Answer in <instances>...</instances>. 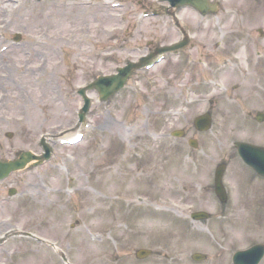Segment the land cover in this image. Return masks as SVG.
Listing matches in <instances>:
<instances>
[{"label": "rangeland", "instance_id": "rangeland-1", "mask_svg": "<svg viewBox=\"0 0 264 264\" xmlns=\"http://www.w3.org/2000/svg\"><path fill=\"white\" fill-rule=\"evenodd\" d=\"M112 2H122L123 6H110ZM219 3L221 13L217 16L210 12L202 17L188 6L182 9L179 16L189 28V42L177 54L165 53L166 59L150 70H133V77L138 76L134 89L130 80L129 92L100 101L99 92L87 88L89 111L84 123L75 126L85 101L77 91L80 87L114 73L117 67L136 64L181 39L166 12L168 2L0 0V161L24 160L28 156L19 154L28 151L41 154L43 139L56 137L49 139L50 144L45 142L53 145L49 161L18 176L13 168L9 182L8 177L0 179L3 195L8 188L18 189L14 202L0 201V237L14 230L33 231L67 250L72 264H176L190 251L212 253V248L219 245L216 240L224 235L220 242L223 248H219L222 254L215 258L218 264H231L229 252L261 242L264 200L257 207L256 227L251 213L256 195L250 192L241 207L240 191L246 186L236 183L235 176L238 169L250 179L254 174L239 167L237 145L232 143L238 140L264 146V59L256 55L260 52L264 58V0ZM153 9H162L165 16L156 13L142 18V10ZM16 34L20 37L13 43ZM216 42H220L218 47ZM232 54L241 57L235 66L228 60L218 62L220 56ZM209 73L221 76L227 87L224 94L186 93L187 83L204 85ZM166 108H173L175 113L163 123L159 121L160 111ZM204 110L218 121L219 138L210 142L211 156L197 159L195 166L190 160L182 161L187 159L183 154L194 147L183 145L180 151V137L174 138L171 131L185 128L186 135H190L195 131L192 120ZM79 130L85 132L81 142H57ZM160 133L177 144L174 149L185 165L178 171L173 163L164 164V141L156 146L164 159L154 160L156 168L148 176H141L146 157L137 153L147 148L146 137ZM195 135L199 137L200 133ZM219 139L221 143L215 144ZM215 161L226 163L225 184L232 189L237 205L231 224L211 225L208 230L198 221L193 222L190 213L202 209L213 214L219 206L213 189ZM162 169L169 174L159 180ZM135 178L143 188L138 194L162 197L166 207L159 206L162 216L152 213L157 211L152 207L141 218L132 216L130 209L138 201L133 191L141 188L135 186L127 193L124 186L135 182ZM252 182L255 190L264 189V182ZM169 184H175L170 191ZM35 185L41 188L40 194ZM110 196L129 204L123 218L113 215L110 209L105 216L98 212L99 203L108 208L104 201ZM196 225L203 229L199 233L204 232V237L209 235L207 242L193 233ZM110 229L114 235L108 234ZM9 242L13 253L9 256L0 248V264H62L55 254L30 239ZM140 248L161 255L138 259L135 251Z\"/></svg>", "mask_w": 264, "mask_h": 264}, {"label": "bare ground", "instance_id": "bare-ground-1", "mask_svg": "<svg viewBox=\"0 0 264 264\" xmlns=\"http://www.w3.org/2000/svg\"><path fill=\"white\" fill-rule=\"evenodd\" d=\"M168 3H173L175 0H166ZM182 11V10H181ZM179 13H181V12H179ZM148 18V17H147ZM145 19V18H144ZM162 61V60H161ZM34 71H37L36 69H34ZM76 133V132H75ZM74 133V134H75ZM74 134L72 135V137L74 136ZM50 138H53V137H50ZM164 138L162 137L161 139H158L156 142H154V143H150V145L149 146H146L147 147V149H146V151H145V156H146V160L144 161V165H143V167H147V166H151L152 167V170H154V168H155V166L153 165V161H152V163L150 162V158L152 159V160H154L155 159V155L153 156V154H152V150H151V148H154L155 147V145L156 144H160V143H163L164 141H166L167 142V146L171 143V142H169L168 141V139L167 140H163ZM46 141H48L47 139H46ZM132 148H134V147H132ZM144 149V148H143ZM142 149V150H143ZM172 156L175 158V157H178L177 156V154H176V151H175V149H172ZM173 157H171V161L174 159ZM31 158H32V156H31ZM157 159H159V158H157ZM149 160V161H148ZM167 162H169V160L167 161ZM4 166V164L3 163H0V172L4 169V168H2ZM2 168V169H1ZM167 174V171L166 172H164V170H162V172L159 174V179H161L162 177H164L165 175ZM169 174V173H168ZM167 174V175H168ZM166 175V176H167ZM141 176H144V174L142 173L141 174ZM132 187V186H131ZM169 188V187H168ZM167 188V189H168ZM131 190H134V189H131ZM165 193H167V192H165ZM152 199H155V198H150V197H145V200H152ZM140 203H143V201L141 200V202ZM102 209L101 208H98V212L99 211H101ZM102 215H104V213H102ZM153 218H155V219H158V217H155V216H153ZM160 219V218H159Z\"/></svg>", "mask_w": 264, "mask_h": 264}, {"label": "water", "instance_id": "water-1", "mask_svg": "<svg viewBox=\"0 0 264 264\" xmlns=\"http://www.w3.org/2000/svg\"><path fill=\"white\" fill-rule=\"evenodd\" d=\"M186 1H189V2H192L194 5H198L199 2H197L198 0H186ZM102 83V85H100V94H101V97L104 98L106 97L110 92H112L119 84H120V79H117L116 77H111L110 78V81L108 80H99L97 82V84L99 83ZM83 91V90H82ZM3 168H6L5 165L3 166ZM3 171V170H2ZM1 173V172H0Z\"/></svg>", "mask_w": 264, "mask_h": 264}]
</instances>
